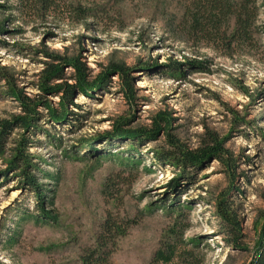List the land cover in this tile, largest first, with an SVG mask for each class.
Here are the masks:
<instances>
[{
	"label": "rangeland",
	"instance_id": "1",
	"mask_svg": "<svg viewBox=\"0 0 264 264\" xmlns=\"http://www.w3.org/2000/svg\"><path fill=\"white\" fill-rule=\"evenodd\" d=\"M55 1L44 12L0 0V123L36 117L28 129L13 123L0 153V263L85 264L111 214L127 229L107 264H249L264 237V0L246 39L220 18L218 43L195 33L194 0ZM49 54L86 67L90 96L64 103L77 70L49 78L62 63ZM160 114L167 123L147 137ZM207 131L234 172L213 155L184 168L157 159L167 133L197 155ZM24 139L40 198L11 164ZM119 172L127 184L108 182ZM225 196L235 242L215 212Z\"/></svg>",
	"mask_w": 264,
	"mask_h": 264
},
{
	"label": "trees",
	"instance_id": "2",
	"mask_svg": "<svg viewBox=\"0 0 264 264\" xmlns=\"http://www.w3.org/2000/svg\"><path fill=\"white\" fill-rule=\"evenodd\" d=\"M23 1H25L27 4L31 3L35 6L39 5L41 9L44 10V12H50L51 9H54L57 6L55 0ZM194 3L195 10L198 14V20L196 21L195 25V33L200 37L199 39L212 41L214 43L217 42L216 40H214V37L222 36V33L218 32L217 29V27L220 26V18H233L235 32L232 34V36L233 38H236V40L246 39L251 34L252 30H254V22L258 16L257 0H238L235 3H231L229 0H194ZM76 10L85 14L86 17H96L99 11L96 8L81 9L78 6L76 7ZM1 27L2 26H0V28ZM49 55L51 58L62 62L60 65L55 67L52 66L51 69H49L47 73L49 78H66L63 66L64 64H69L71 67L77 70V75L75 78L77 80L78 85H64V103L74 104L73 98L79 93H84L86 96H90V92L87 88L84 87L86 67L82 64L75 65L71 62L70 59L60 57L56 54ZM113 68H115V70H117L118 73L121 74L126 88L132 91L133 81L129 75V72L124 71V69L120 65H116ZM12 94H14L15 96V93ZM23 105L27 108V112L35 113L34 108L32 106H29L26 103H23ZM35 119L36 117L34 116L20 117L16 118L13 122L3 121L2 123H0V153L4 149L6 142V134H8V131L11 130L13 123L15 125H19L28 129L30 126H32V121H34ZM158 119L159 122H157V125H155L154 129L147 133V137L156 136L158 131H160L161 124L164 122L167 123V117H165L164 115H158ZM125 133L129 135H135L134 132L131 131ZM137 138L140 139V136H138ZM166 138L167 139L164 142L165 144H168L169 150L163 149L162 151H160L159 154H157L158 160L173 159L176 164H179L184 168L186 166H196V164H198L197 158H205L207 156L213 155L216 156L221 162L226 163L227 170H231L232 167L235 168V160L233 158L224 159L222 155V142L218 141V138L211 131H207L204 134L202 143L203 148H201L200 150L201 153L197 155L188 153L183 148V146L175 139V136L173 134L167 133ZM25 142L26 140L24 139L21 145L14 149V156L11 164L16 167L23 168L22 174L29 180L27 184L40 198L43 187L39 185V183L36 182L34 179H30V177H28V173L26 172L27 168L31 166V164L24 153ZM133 145L137 146L139 144L134 143ZM126 179L123 177V173L119 172L116 176H112V179H108V182H120L123 184H127ZM227 201V196L220 200L216 206L215 212L220 222L222 223L221 227L224 228L230 238H232V240L235 242L239 239L241 235L239 227L240 224L236 217H234L232 212L229 210L230 205ZM166 204L168 205V203ZM126 229L127 226L123 227V225H120V223H118V220L116 218L109 214L104 220L101 226L100 233L97 237V249L89 253L88 258H86L85 260V264H107L108 258L112 253V249H110V247L108 246L110 244L115 243V241H117L119 237L124 235ZM249 264H264V237L257 243Z\"/></svg>",
	"mask_w": 264,
	"mask_h": 264
}]
</instances>
